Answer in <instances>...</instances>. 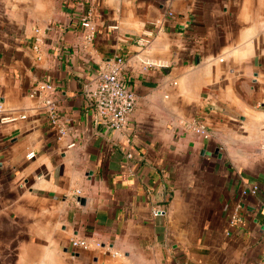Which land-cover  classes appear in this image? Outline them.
<instances>
[{"label": "crops", "instance_id": "1", "mask_svg": "<svg viewBox=\"0 0 264 264\" xmlns=\"http://www.w3.org/2000/svg\"><path fill=\"white\" fill-rule=\"evenodd\" d=\"M117 55L137 96L119 130L85 90ZM39 81L58 89L61 139L28 94ZM263 253L264 0H0V264H256Z\"/></svg>", "mask_w": 264, "mask_h": 264}, {"label": "built area", "instance_id": "2", "mask_svg": "<svg viewBox=\"0 0 264 264\" xmlns=\"http://www.w3.org/2000/svg\"><path fill=\"white\" fill-rule=\"evenodd\" d=\"M93 12L86 11L79 13L77 20L85 29L84 38L91 41L95 26L92 23ZM114 28L116 26H113ZM153 35V31L146 32V42ZM143 39V40H144ZM38 48L37 45L34 46ZM125 64V59L122 55H117L106 67L101 68L96 75L93 83L86 85V95L96 108L98 115L105 120V122L113 129H122L128 123L129 115L137 103L136 93L125 85L122 78V71ZM31 97L40 98L45 106L46 115L56 131L59 139L64 137L67 133V126L60 117L58 107V89L48 81H39L31 87L28 93ZM25 117V115H21ZM16 117H4L3 120H13ZM192 130L204 139L210 138V132L206 125L198 119L193 120L189 125ZM34 152H30L28 157H34ZM79 192V191H78ZM258 192V185L254 184L250 188L242 189V195L254 194ZM156 212V211H154ZM233 221L239 220V214L236 211L232 215ZM70 244L75 249L87 250L92 246V242L79 236L70 238ZM96 247L104 245L101 241H95ZM113 252L112 255H116ZM256 264H264V253L261 255Z\"/></svg>", "mask_w": 264, "mask_h": 264}]
</instances>
